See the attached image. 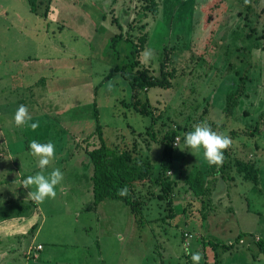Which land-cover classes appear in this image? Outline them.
Returning a JSON list of instances; mask_svg holds the SVG:
<instances>
[{"label": "rangeland", "instance_id": "374dc122", "mask_svg": "<svg viewBox=\"0 0 264 264\" xmlns=\"http://www.w3.org/2000/svg\"><path fill=\"white\" fill-rule=\"evenodd\" d=\"M155 1L156 12L149 10L154 6L150 0H75L68 2L67 8L61 0H55L63 12L69 13L66 19L72 16L84 22L89 17L92 26H98V32L88 34L87 39L79 37L72 26L50 23L46 16L31 13L27 0H0V5L6 4L10 10L9 17L0 16V60L36 57L49 59L46 64L51 66L58 64L46 71L42 84L28 89L26 83L23 90L14 88L13 93L0 95V139L9 151L5 154L11 153L18 164L14 180L0 185V217L39 206V216L16 222L22 230L18 237L2 236L0 250L8 253L14 247L16 252L0 259V264H55L42 257L38 261L24 257L33 238L34 244L44 247L40 255L54 253L58 264H192L190 254L197 251L202 255L200 264H232L235 257L242 264H264V254L255 244L260 238L264 241V0ZM81 24L87 26L85 22ZM38 31L49 42L46 50L38 45L39 38L33 36ZM109 33L111 38L117 34L124 36L113 54L106 48ZM141 33L148 37L139 54V70L166 80L163 86L140 96L150 113L145 117L124 107V102L131 101L129 82L115 72L126 64L125 55L133 51ZM129 40L131 44L125 43ZM52 42L57 51L49 47ZM147 50L152 55L145 61ZM52 58L58 62L54 63ZM69 62H75L74 70L80 74L75 77L80 83L70 89L69 103L80 107L66 112L61 110L63 105L56 111L43 102L41 105L36 94L47 89V78H72L73 71L66 69ZM47 94L49 98H44V102L50 104L51 94ZM32 100L34 105H29ZM22 103L32 117L29 123H39L36 129L27 125L17 128L13 124V113ZM95 111L105 145L119 153L131 151L134 146V159L139 163L150 161L153 178L159 172V142L168 130L178 132L174 141L175 171L171 176L176 182L171 206L174 218H168L172 215L169 206L155 199L160 189L154 183L136 186V193L140 192L145 202L141 207L142 219L116 200L107 199L94 209L93 168L84 153L100 146ZM60 112L64 116L59 117ZM64 118L80 119V126L74 131L71 127L63 130ZM200 123L230 136L232 143L218 167L208 164L210 168L215 165L219 172L218 196L212 187L208 195L196 200L186 191L185 179L196 168L202 170L201 163L206 164V160L202 152L193 155L184 147L183 136ZM79 128L85 131L84 136L77 133ZM33 139L55 144L56 156L45 174L53 168L64 174L56 197L34 201L35 204L29 203L32 198L22 185V179L39 171L28 150ZM236 159L260 172L257 186L238 175ZM88 176L90 180H86ZM224 183L229 186L226 192ZM29 190H34V186H29ZM240 234L246 242L241 239L238 246L224 252L220 245L235 244ZM207 240L219 245L216 252ZM245 254L255 260L248 261Z\"/></svg>", "mask_w": 264, "mask_h": 264}, {"label": "trees", "instance_id": "16d2710c", "mask_svg": "<svg viewBox=\"0 0 264 264\" xmlns=\"http://www.w3.org/2000/svg\"><path fill=\"white\" fill-rule=\"evenodd\" d=\"M154 6L149 10L156 12L157 2L155 0H150ZM27 5L32 13H36V0H27ZM146 11H148L146 9ZM126 12V11H125ZM103 20L105 17L103 16ZM118 29L121 31V25L115 20L114 22ZM123 34H117L110 39L108 44V52L113 54L117 50V44L121 42ZM148 35L146 33H141L137 36V43L134 44V49L129 50L125 55L127 58L126 64L121 68H116V73H121L129 83V89L131 93L130 103H123L124 107L132 108L136 113L141 116H149L150 113L144 104L140 101V96L143 92L153 89L158 86H163L166 80H159L148 74L146 70H139V54L144 50L147 42ZM128 40V39H126ZM125 42V41H124ZM131 44V41L125 42ZM117 53V52H116ZM115 54V53H114ZM163 74V73H162ZM243 81V79H242ZM96 120V132L100 140V146L92 151H87L86 156L88 157L90 164L93 168V175L91 177L92 182V194H93V205L98 206L100 203L107 199L116 200L129 206L132 214L136 217L143 218L142 201L143 198L140 192L136 193L137 185H145L146 183H154L159 186V193L155 195V199L159 202H165L166 206H169L168 210L172 214L168 218H174L173 212V189L175 186V181L172 179L171 174L174 170L175 164V151L177 148L174 146V141L178 138V132L175 130H168L159 142L162 145L161 158L159 162V172L157 178H153L152 164L150 161L146 160L139 163V160H135L133 157V150H124L122 152H116L109 149L106 145L102 134V127L98 123V112L95 111ZM154 138V135L152 136ZM137 145V144H136ZM226 150H223V154ZM235 164L238 167V175L242 177L243 181L252 183L257 186L259 182L260 172L253 168V165L242 162L240 159L235 160ZM217 167V165H216ZM223 169H221L222 171ZM217 171V172H216ZM218 169L209 167V169L204 173L201 169L196 168L193 175L186 177V191L189 192L194 199H203L206 195L210 193V188L207 186L206 175L217 174ZM127 187L128 194L121 197L118 195L119 189ZM139 194V195H138ZM153 195V194H152ZM185 212V210H184ZM205 219V218H204ZM252 236V235H251ZM242 234H240L235 244H223L220 245L224 252H230L235 245L238 246L239 241L242 239ZM210 242L207 240V243ZM241 242V241H240ZM252 243H255V241ZM261 254H264V241L260 238L255 243ZM253 245V244H251ZM248 245V249L250 246ZM208 246H211L216 252V248L219 247L218 244L210 242ZM247 249V250H248ZM232 255V254H230ZM247 255V254H245ZM218 257V254H215ZM255 259V257H253ZM216 261V259H215ZM238 264H242L241 261L237 260ZM216 264H222L221 262H216Z\"/></svg>", "mask_w": 264, "mask_h": 264}, {"label": "crops", "instance_id": "0c3cea01", "mask_svg": "<svg viewBox=\"0 0 264 264\" xmlns=\"http://www.w3.org/2000/svg\"><path fill=\"white\" fill-rule=\"evenodd\" d=\"M74 1L73 0H61V4L63 7H64V5L66 7V4L68 2L73 3ZM44 5H45V8L43 9ZM40 7L42 8V11H39ZM71 8H74V7L72 6ZM63 11H64L63 8L59 4H56L55 0H36V13H35V15H37V16L43 15L44 17L46 16L45 18L47 19L48 22L54 23V24L58 23V25L63 23L65 25H68L67 26L68 28H70V26H72L75 33H77V35L79 37H82V38L85 37L87 39H90L88 37V34H90L92 32H95V33L98 32L97 30H95L96 27H98V26L93 27L91 24L92 20L89 17H88V19L82 20L87 25V26H83L81 23H84V22H78V20H76V18H72V16H69V19H66L68 12H63ZM66 11H68V10L66 9ZM9 14H10L9 7L6 6V4H5V6L0 5V16L9 17ZM68 15H69V13H68ZM12 16L15 19L16 18V12H14L12 14ZM90 27H93L94 29H89ZM44 32H47V31L45 30ZM109 34H110V37H109ZM109 34H108L109 39L107 38L108 41H106V48L110 42L112 33H109ZM33 36H34V38L36 37V39L39 38V40H37L38 45L40 47H42L44 50H46L48 47V44H49L47 39L43 40L42 34L39 31L34 33ZM100 41H102V39H100ZM51 44L52 45L49 47L52 49V46H53V50L57 51V48H56L57 45L53 42ZM71 48H73V47H71ZM64 50H65V47H64ZM10 60L9 59L6 61L0 60V74H1L0 75V86H1L0 87V95L1 96H3L5 92H12L13 93L12 89H14V88H16L17 91L19 89L23 90V88L26 87V83L29 87L28 89H30L31 87H35V86L42 84L43 80L45 79V77L43 75L46 73V71L52 70L51 67L56 68L58 65V64H54L53 66H51V65L46 64V63H48V61H50L47 58L44 59V58H36V57L31 58V57H29L27 59H22V60L21 59H10ZM9 61L11 63H9ZM51 61H53L54 63L58 62V60L54 59V58H52ZM75 62H73V63L69 62V64L70 65L72 64V66H69V64H68V66L66 67L68 72L70 69L73 71L71 79L69 76H66L65 78H60V79L54 78V77H50V78L46 79L47 80V82H46V88L47 89L46 90L47 91L49 90V91L47 92L46 90H42L40 93L36 94L37 99L40 102V104L43 102V104L50 105V106L54 107V111L59 110V108H61L60 105H63V109H61V110L66 111V112L74 111L76 108L80 107L79 105L74 106L73 102H72V104L69 103V100L71 99V96H72L70 89L72 88V86L80 83L79 79H75V77H77V78L80 77V74L76 70H74V68H76ZM60 66H62V65H60ZM52 78H54L56 81H53ZM4 80H5V82H4ZM7 83H11L12 85H3V84H7ZM27 91H24V93H28ZM16 92H14V93H16ZM47 93L51 94V96H50L51 97V103L50 104H47V102H44V98H49V96H48L49 94H47ZM29 95H33V94H29ZM26 100H29V98L26 97ZM21 101L24 102V99L22 98ZM32 103H33V100L31 102H29L28 104L34 105ZM63 103L66 104V109H64ZM22 104H24V103H22ZM55 114H57V113H55ZM58 114H62V113L60 112ZM64 114L65 113H63L59 117L64 116ZM94 117H95V115H94ZM71 120L67 121V119L64 118V121L61 122V126L63 127V130L64 129L69 130V128L71 127L70 130L74 131L75 127L78 128V126H80L79 125L80 119L75 120V118H74ZM69 122L72 123V126L69 125ZM95 122H96V120H95ZM75 124H77V125L75 126ZM1 131H2V129L0 130V137H1ZM77 133L80 134V136H84L85 131H83L79 128V129H77ZM70 136L76 137L75 135H70ZM66 139H69V137ZM5 147H7L5 145V141L3 142L0 139V180H1L0 185H2L1 183L7 184V183H10L11 181H13L14 180V178H13L14 172L18 174V164H16L14 162V159L11 157V153L5 154V152L8 151ZM86 151H88V150H86ZM84 154L86 155V153H84ZM73 158H75V157H72V159ZM80 163L81 162H79L78 164L80 165ZM201 164L204 165L202 167V171L205 173L209 169L208 163L206 161V164L203 162ZM217 167H218V165H217ZM29 170H30V168H28V171ZM174 171L175 170H173V172L171 173V176H173ZM218 178H219V173L210 175V177L207 178L208 180L206 179V181H208V184H210V186H209L210 190L213 187V190H214L216 196H218L217 192H218L219 187H220V184H219L220 178H219V180H218ZM24 180L25 179H22L23 182H24ZM86 180H90V176H88V178H86ZM229 183H230V181L228 182V185L231 184V183L230 184ZM224 184H226V183H224ZM228 185L226 184V186L224 187L225 192L227 191L226 189L229 187ZM24 189L27 192H29V189L26 188L25 186H24ZM27 195H28V193H27ZM88 197H89V195H88ZM29 203H34V200L30 199ZM97 207L98 206H95L94 209H96ZM38 212H39V206H37L35 204L34 208L31 211H30V209L27 211L25 208H23V209L15 210L14 212L10 213L9 215H5L3 217H0V242L2 239H4L2 236H5V235H7L9 237H14V236L18 237V235L21 233L20 231H22V230H21V226L17 227L18 225L16 224V222L22 223V222L27 221L29 218H31V219L34 218V216H36V215L39 216ZM32 222L35 224L34 221H32ZM18 228H20V230ZM34 228L31 229V231H30L31 234H33ZM24 235L25 234H23L22 236H24ZM242 240L244 242H246L243 238H242ZM9 243H10L9 246H11V242H9ZM38 246H41L42 248H41V250L36 251V248ZM43 250H44V247L40 243L34 244V238H33L30 246L27 249V252H25V254H24V257L26 259H30V257H31L34 261H38L42 257V258L49 260L48 261L49 263L54 262L55 264H58L54 260V255H55L54 253L44 252V254L42 253L43 255L41 256L40 252H43ZM15 252H16V250L14 249V247L10 248L8 253H6L5 251L3 252V250H0V259H6V257L11 256V254H15ZM37 253H38V255H37ZM232 255H230V256H232ZM246 257H247L248 261H251L252 259L255 260L254 258L249 259L248 255H246ZM35 264H38V262ZM232 264H238L236 257H235V262H233Z\"/></svg>", "mask_w": 264, "mask_h": 264}, {"label": "clouds", "instance_id": "9594fccd", "mask_svg": "<svg viewBox=\"0 0 264 264\" xmlns=\"http://www.w3.org/2000/svg\"><path fill=\"white\" fill-rule=\"evenodd\" d=\"M151 50L144 52L145 61L151 58ZM32 117L28 108L24 104H20L12 116L13 124L19 128L27 125L32 129L39 127L38 122H31ZM232 143L231 137L214 131L207 123L195 125L190 131L183 136L184 147L194 155V153L202 152L203 158L209 165H219L223 160V150L227 149ZM29 154L35 158L38 172L28 175L23 186L29 189L34 186V190H29L28 195L32 200L43 202L45 199H54L57 195L56 188L64 179V174L59 168H53L45 174V169L54 161L56 156V147L53 141L39 142L33 139L28 144ZM128 194L127 187L119 189L118 195L121 197ZM192 264H200L202 255L199 251L190 254Z\"/></svg>", "mask_w": 264, "mask_h": 264}, {"label": "built area", "instance_id": "2783aa9c", "mask_svg": "<svg viewBox=\"0 0 264 264\" xmlns=\"http://www.w3.org/2000/svg\"><path fill=\"white\" fill-rule=\"evenodd\" d=\"M174 146L176 147V144H174ZM41 246H38L37 248H36V251H38V250H41Z\"/></svg>", "mask_w": 264, "mask_h": 264}]
</instances>
